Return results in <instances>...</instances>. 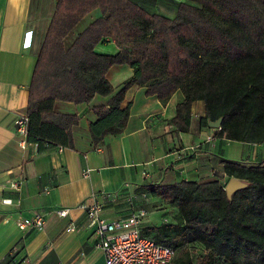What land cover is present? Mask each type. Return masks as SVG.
<instances>
[{
	"label": "trees",
	"instance_id": "16d2710c",
	"mask_svg": "<svg viewBox=\"0 0 264 264\" xmlns=\"http://www.w3.org/2000/svg\"><path fill=\"white\" fill-rule=\"evenodd\" d=\"M94 8L101 16L66 45L77 21ZM109 41L117 52L95 50ZM36 56L26 138L40 149L73 147L71 128L79 116L56 112L55 100L82 103L111 95L93 108L98 121L90 125L91 136L96 145L106 134L121 133L129 117L121 103L133 84L161 103L179 90L183 99L169 123L180 131L189 130L192 103L202 100V125L222 117L216 136L264 141V0H184L173 17L149 13L131 0H57ZM114 64L133 68L117 92L106 78ZM221 163L229 177L246 182L231 197L219 180L142 186L178 208L174 222L145 227L144 234L175 252L189 241L204 247L195 260L187 255L171 262L264 264V164Z\"/></svg>",
	"mask_w": 264,
	"mask_h": 264
},
{
	"label": "crops",
	"instance_id": "0c3cea01",
	"mask_svg": "<svg viewBox=\"0 0 264 264\" xmlns=\"http://www.w3.org/2000/svg\"><path fill=\"white\" fill-rule=\"evenodd\" d=\"M56 1L0 0V264H103V253L96 247V236L87 227L85 211L80 207L82 202H91L93 194L117 192V202L128 193L139 197L138 201H168L142 186L182 180H219L225 186L230 177L221 160L248 166L256 164L250 159H259L264 164V141L251 147L249 142L216 136L215 128L201 124L205 114L202 100L192 103L190 128L183 132L169 123L182 93L177 90L161 103L137 84L127 89L121 103L122 108L129 109L121 133L106 134L98 144L93 143L90 125L98 121L93 108L106 105L111 97L96 94L89 102H53L56 112L79 116L78 124L71 128L72 148L40 149L26 137L22 143L16 120L27 116L36 50ZM131 1L149 13L173 17L178 3L184 0ZM100 16L99 8L83 15L66 36V45ZM95 50L115 53L118 47L114 41L99 42ZM132 75L128 64H114L106 72L114 92ZM226 145L239 149L229 151ZM87 168L88 177H83ZM16 183L18 187L13 186ZM112 204L108 205L111 215L104 216L120 217L114 216ZM59 209H68L67 215L59 216ZM36 211L45 218L42 230L18 227L19 220L30 219ZM151 214L150 220L160 226L159 212ZM70 226L73 229L69 230Z\"/></svg>",
	"mask_w": 264,
	"mask_h": 264
},
{
	"label": "built area",
	"instance_id": "2783aa9c",
	"mask_svg": "<svg viewBox=\"0 0 264 264\" xmlns=\"http://www.w3.org/2000/svg\"><path fill=\"white\" fill-rule=\"evenodd\" d=\"M27 121L26 116L16 120L17 132L23 136L22 143L25 142L27 134ZM89 171L90 168L85 169L82 176L88 177ZM13 186L18 187L19 183ZM118 196L117 192H101L98 195L93 194L91 202L80 204L86 214L87 227L92 228L96 236L95 245L103 253V264H170L175 255L174 247L156 242L150 235L142 232L141 210L127 216H104L106 206ZM56 212L59 216H66L68 209H59ZM17 225L21 229L42 230L45 218L41 212L36 211L30 219H21Z\"/></svg>",
	"mask_w": 264,
	"mask_h": 264
},
{
	"label": "rangeland",
	"instance_id": "374dc122",
	"mask_svg": "<svg viewBox=\"0 0 264 264\" xmlns=\"http://www.w3.org/2000/svg\"><path fill=\"white\" fill-rule=\"evenodd\" d=\"M215 128V127H213ZM217 131L218 128H215ZM249 146L255 147L254 143H251ZM225 149H228L229 151L237 152L238 147L237 146H225ZM250 162L254 163H260L263 162L259 159H250ZM127 198L124 200H120V202H117L115 200V204L110 206L114 209V216H127L130 213L134 212L137 213L138 211H142V221H143V229L148 226H156L158 222H153L150 220V217H152V214L154 211L159 212L160 218H161V225L172 223L175 221V217L178 215V208L171 202V201H162V202H155V201H138L139 197L136 198L131 194H126ZM117 202V203H116ZM105 215L110 216L111 210L109 206H106L105 208ZM164 217L167 220H164ZM204 252V247L197 242L189 241L179 247L176 248L174 260L177 258L185 259L187 255H189L193 260L196 259L197 256L202 255ZM172 261L171 264H177L175 261ZM222 264H228L227 262H223Z\"/></svg>",
	"mask_w": 264,
	"mask_h": 264
},
{
	"label": "water",
	"instance_id": "95a60500",
	"mask_svg": "<svg viewBox=\"0 0 264 264\" xmlns=\"http://www.w3.org/2000/svg\"><path fill=\"white\" fill-rule=\"evenodd\" d=\"M222 117L218 118L215 121H208V126L220 128ZM246 185V182L244 180H241L239 178L230 177L227 183L224 186V189L226 191V194L228 197H231L234 191L243 188Z\"/></svg>",
	"mask_w": 264,
	"mask_h": 264
}]
</instances>
